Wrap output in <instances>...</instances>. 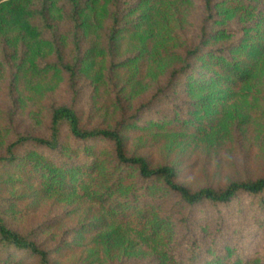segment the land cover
Wrapping results in <instances>:
<instances>
[{
	"label": "rangeland",
	"instance_id": "374dc122",
	"mask_svg": "<svg viewBox=\"0 0 264 264\" xmlns=\"http://www.w3.org/2000/svg\"><path fill=\"white\" fill-rule=\"evenodd\" d=\"M3 1L21 11L0 28V157H9L19 136L48 137L54 110L68 106L86 128L120 126L129 154L174 166L193 190L264 176V54L238 89L209 77L213 65L187 60L194 47L264 37V0H216L212 16L203 0ZM187 63L198 81L171 86L172 71ZM68 135L64 127L62 140L73 150ZM94 145L100 161L88 188L51 191L46 178L25 172V161L0 163V217L31 235L53 264H169L166 244L116 221L94 198L119 172L113 143ZM137 175L129 187L139 185ZM253 242L264 248V229ZM15 256L12 264H43Z\"/></svg>",
	"mask_w": 264,
	"mask_h": 264
},
{
	"label": "trees",
	"instance_id": "16d2710c",
	"mask_svg": "<svg viewBox=\"0 0 264 264\" xmlns=\"http://www.w3.org/2000/svg\"><path fill=\"white\" fill-rule=\"evenodd\" d=\"M203 1L212 16L216 0ZM0 9V28L7 29L21 8L0 0ZM260 25L264 31V18ZM249 40L209 50L194 47L188 50L187 60L197 57L213 65L209 77L238 89L253 73L255 59L264 54V37L255 36L252 42ZM191 65L187 63L173 70L169 84L174 86L180 79L189 77L192 82H197V73ZM159 119L157 116L154 121ZM125 123L132 124L131 120ZM64 127L72 139L73 150L62 140ZM102 141L113 143L119 172L115 183L108 184L101 193H95L94 198L101 201L116 221L166 244L169 264H264V248L259 250L253 242V235L264 229V176L255 180H236L221 189L193 190L178 181L174 166L154 167L146 157L129 154L127 138L120 126L86 128L77 112L68 106L54 110L48 137L19 136L7 148L9 157H0V163L21 166L25 161V172L31 170L46 178V186L51 191L88 188L91 185L88 179L97 176L100 161L94 143ZM23 146L28 147L25 154L19 155ZM40 152L53 155L59 159L58 163ZM73 153L84 160L75 163ZM135 172L140 183L129 187L128 178ZM168 199L175 201L163 209ZM103 221L98 222L100 228L105 226ZM93 227L97 228L98 224ZM16 253L19 256L30 254L41 258L43 264H53L49 251L42 249L31 235L16 231L0 217V264H12Z\"/></svg>",
	"mask_w": 264,
	"mask_h": 264
}]
</instances>
